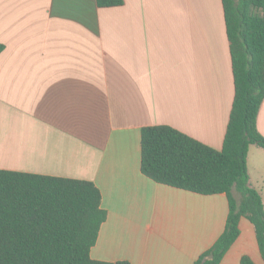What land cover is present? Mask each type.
<instances>
[{"label": "crops", "instance_id": "1", "mask_svg": "<svg viewBox=\"0 0 264 264\" xmlns=\"http://www.w3.org/2000/svg\"><path fill=\"white\" fill-rule=\"evenodd\" d=\"M0 43V169L93 181L107 211L95 260L194 264L224 232L228 196L146 176L141 132L223 147L235 84L222 0H0ZM247 165L264 200L262 147ZM239 227L220 264H264L253 223Z\"/></svg>", "mask_w": 264, "mask_h": 264}, {"label": "trees", "instance_id": "2", "mask_svg": "<svg viewBox=\"0 0 264 264\" xmlns=\"http://www.w3.org/2000/svg\"><path fill=\"white\" fill-rule=\"evenodd\" d=\"M101 7L124 0H97ZM235 97L223 147L215 149L169 125L141 132L142 172L158 183L201 194L225 193L226 228L194 264H220L240 234L255 226L264 258V200L250 184L247 156L264 149L257 118L264 100V0H222ZM4 45L0 43V52ZM90 180L0 169V264H131L91 257L107 211ZM241 264H255L244 255Z\"/></svg>", "mask_w": 264, "mask_h": 264}]
</instances>
